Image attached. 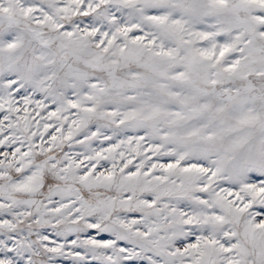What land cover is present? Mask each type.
Here are the masks:
<instances>
[{"label":"snow or ice","instance_id":"snow-or-ice-1","mask_svg":"<svg viewBox=\"0 0 264 264\" xmlns=\"http://www.w3.org/2000/svg\"><path fill=\"white\" fill-rule=\"evenodd\" d=\"M0 264H264V0H0Z\"/></svg>","mask_w":264,"mask_h":264}]
</instances>
